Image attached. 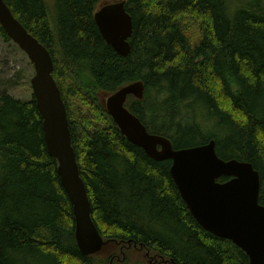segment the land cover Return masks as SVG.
<instances>
[{"label":"trees","instance_id":"16d2710c","mask_svg":"<svg viewBox=\"0 0 264 264\" xmlns=\"http://www.w3.org/2000/svg\"><path fill=\"white\" fill-rule=\"evenodd\" d=\"M102 1L55 0L53 27L48 0H4L52 55L94 225L105 242L171 264H249L201 228L171 177L172 161L153 160L123 136L100 96L142 82L144 99L130 96L126 107L148 132L175 150L214 141L222 160L251 164L264 207V0H126L134 30L127 58L95 23ZM0 37L17 47L1 24ZM43 123L34 96L1 93L0 264H131L129 251L122 262L80 251Z\"/></svg>","mask_w":264,"mask_h":264},{"label":"water","instance_id":"95a60500","mask_svg":"<svg viewBox=\"0 0 264 264\" xmlns=\"http://www.w3.org/2000/svg\"><path fill=\"white\" fill-rule=\"evenodd\" d=\"M94 20L106 44L127 58L134 30L126 2L103 6L95 13ZM0 24L34 66L31 88L43 118L47 150L59 164L62 185L74 207L77 244L83 255L97 254L105 243L92 220L87 187L80 176L72 145L67 108L53 76L52 55L14 17L4 0H0ZM129 96L143 100L144 84L125 86L109 95L105 103L123 136L153 160L172 161L171 175L203 230L233 243L247 255L249 264H264V207L259 203V173L249 163L219 158L214 142L204 147L175 150L165 137L150 134L126 108ZM223 177L230 180L219 183Z\"/></svg>","mask_w":264,"mask_h":264},{"label":"rangeland","instance_id":"374dc122","mask_svg":"<svg viewBox=\"0 0 264 264\" xmlns=\"http://www.w3.org/2000/svg\"><path fill=\"white\" fill-rule=\"evenodd\" d=\"M121 0H103L100 6L116 3ZM234 7L238 4L237 0H232ZM49 3V19L54 27L56 19H54L55 0H48ZM34 66L30 62L27 55L18 47L12 44H6L0 37V95L6 91L17 99L28 100L32 97L31 80L34 74ZM109 95H101V103L106 108L105 103ZM104 241V240H103ZM105 245L99 251L100 256L115 255L118 262L125 260L126 252L131 264L142 262L144 264H171L163 258V256L153 255L152 253L140 250L138 248L131 249L130 246L120 245L115 241L105 242Z\"/></svg>","mask_w":264,"mask_h":264},{"label":"bare ground","instance_id":"6f19581e","mask_svg":"<svg viewBox=\"0 0 264 264\" xmlns=\"http://www.w3.org/2000/svg\"><path fill=\"white\" fill-rule=\"evenodd\" d=\"M211 142H214V141H211ZM211 142L209 143V144H207V145H204V146H208V145H210L211 144ZM215 143V142H214ZM204 146H198V147H204ZM215 149H216V146H215ZM170 174H171V172H170ZM171 177H172V175H171ZM172 179H173V177H172ZM173 181H174V179H173ZM174 183H175V181H174ZM175 185H176V183H175ZM177 186V185H176ZM178 188V187H177ZM67 193V192H66ZM68 195V194H67ZM75 215V214H74ZM76 220V219H75ZM246 255V254H245Z\"/></svg>","mask_w":264,"mask_h":264}]
</instances>
